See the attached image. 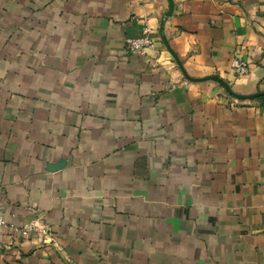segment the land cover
Segmentation results:
<instances>
[{
    "label": "crops",
    "instance_id": "obj_1",
    "mask_svg": "<svg viewBox=\"0 0 264 264\" xmlns=\"http://www.w3.org/2000/svg\"><path fill=\"white\" fill-rule=\"evenodd\" d=\"M211 77L264 93V0H0V207L45 232L0 264H264V97Z\"/></svg>",
    "mask_w": 264,
    "mask_h": 264
},
{
    "label": "built area",
    "instance_id": "obj_2",
    "mask_svg": "<svg viewBox=\"0 0 264 264\" xmlns=\"http://www.w3.org/2000/svg\"><path fill=\"white\" fill-rule=\"evenodd\" d=\"M166 20L163 22L162 29L165 28ZM127 48L128 51L132 54L146 55L147 51L154 47L155 42L152 38L151 31L149 27H146L143 35L137 38L127 39ZM234 58L231 62V69L235 77L244 76L249 72V67L247 62L241 59V50H236L234 53ZM0 228H6L10 231H13L16 234H19L23 238H28L32 233L42 231L44 228H41L36 220H31L25 223L22 226H16L15 224H8L3 216L2 209L0 207Z\"/></svg>",
    "mask_w": 264,
    "mask_h": 264
},
{
    "label": "water",
    "instance_id": "obj_3",
    "mask_svg": "<svg viewBox=\"0 0 264 264\" xmlns=\"http://www.w3.org/2000/svg\"><path fill=\"white\" fill-rule=\"evenodd\" d=\"M210 79L219 82L222 85V87L228 93H230L232 96L236 97L237 99H240V100H249V99H255V98L264 97V93H257L255 95H251V96H241V95H238V94L234 93L232 91L231 87L227 83H225L223 80H221L220 78H218V77H211ZM63 165H64V161H60L57 164L51 165L49 167V169L51 171H55V170H58V168L62 167Z\"/></svg>",
    "mask_w": 264,
    "mask_h": 264
}]
</instances>
